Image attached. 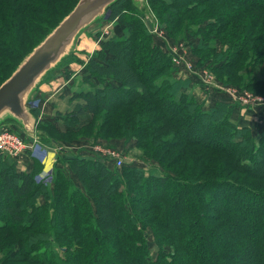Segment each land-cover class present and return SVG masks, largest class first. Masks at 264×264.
<instances>
[{"label":"trees","instance_id":"1","mask_svg":"<svg viewBox=\"0 0 264 264\" xmlns=\"http://www.w3.org/2000/svg\"><path fill=\"white\" fill-rule=\"evenodd\" d=\"M77 1L0 0V85ZM145 1L173 40L191 37L199 66L264 94V0ZM144 9L132 0L106 8L123 32L87 64L102 86L89 82L85 105L63 125L37 124L45 147H62L52 181L0 154V264H264V126L234 120L235 102L200 103L136 17ZM197 122L204 130L194 138ZM53 134L81 148V138L134 140L159 174L116 168Z\"/></svg>","mask_w":264,"mask_h":264},{"label":"rangeland","instance_id":"2","mask_svg":"<svg viewBox=\"0 0 264 264\" xmlns=\"http://www.w3.org/2000/svg\"><path fill=\"white\" fill-rule=\"evenodd\" d=\"M143 1V7L145 9L141 14L142 17H136L139 21L142 22L143 26H145V29L148 30L154 43L158 45L163 50V52H165L169 57H171V61L175 66V72L177 74V77L182 80L190 79L192 80V85H195L196 88H199L197 91L201 92V96H199V99H196H198L200 103L206 105L207 101L209 100V96H212L215 101L218 100V96L222 98L226 96L227 99H230V102H235V98H243L247 94L254 97V99L259 100V98L257 97H261L264 99V94L257 95L253 90L251 91L249 89H241L235 85L228 84V82H226V80L224 79V75V77L220 76V80L211 69H208L204 66H199L197 63L198 57H196L193 52V47H195L196 45L192 41L191 37H186L184 35V38L182 37L180 39H177V41L173 40V37L170 36L171 34L167 31V29L163 27V25H161V22L158 20L157 16L153 14L152 10H149V8H147V1ZM62 7L63 6L60 4V9ZM104 14V16L102 15L103 17L88 25L84 30L81 31V33L76 36L73 43V47L70 52V56L68 58L69 63L61 65V67L58 68V71L55 72L54 78L40 83H46L50 85L52 84L53 91L51 90L50 94H52L53 96L48 98L50 95L49 93H47L48 95H41L38 93L37 89H34V92L30 95L27 104L29 105L30 109H33L36 112L37 124H43L48 122L51 127H59L63 125V121L61 118L66 117L68 114H72L74 111H76L75 109H77L79 106L85 105L82 99V95L87 93V91L94 90L93 87L95 86H102V84L99 83L96 78L90 77L89 71L86 68L87 64L90 62V60H92L91 58L94 53L100 52V49L102 48V42L110 40L114 38V36H121L123 32V25L120 23V20L118 18L112 20L110 19L109 14L107 12ZM57 17L58 15H56V18ZM37 32L38 31H32V35L29 39L30 43L34 41L33 39L37 35ZM172 55L178 56L180 57V60L188 62L192 68V72L194 73L185 74L184 71H187L185 70L183 64L181 62V64L175 62ZM96 61L98 60L96 59ZM5 68H7V66L1 69L2 72L0 73V75L3 73V70L5 72ZM196 73L200 75V78L193 76ZM89 82L92 83L93 87L90 86ZM214 96L216 98H214ZM238 104L240 106H237L238 109L236 110L235 117L238 116L240 113L242 115L240 119L255 114L256 111L259 110L258 108H262V106H264L263 101L256 102L255 106H250L251 104ZM82 118L88 119L89 117L83 115ZM255 121L256 124H254L253 122L251 123H253L255 125L253 126L257 128L258 126H260L259 124L261 123V119H256ZM97 123L98 121H96V124ZM20 127L21 126L18 122L10 118H4L3 121L0 123V133H2L3 131L12 132L11 130L17 132L20 131ZM203 130L204 128L201 127V125L197 122L193 126V130H191L190 132L191 136L196 138L197 136H200L203 133ZM53 136L57 139L60 145L62 144L66 147H69L74 152L88 151L90 154L97 157L100 153L95 151V149L98 147L101 148V152L108 150L114 151L115 153L119 152L120 155L126 160L127 165L130 164L129 160L134 159L136 160V162L134 163H136L137 166H141L144 169L145 173L159 174V168L150 161L151 159L149 161H144L141 150L137 149L133 144L134 140L129 144V142L124 143L122 140L114 141L112 139L103 138L104 136H102L101 139L81 138L83 142H81L80 144L81 146L86 148L83 149L75 145L77 144V140L66 142L68 140L65 141V138L67 137L65 135L59 136L53 134ZM0 154H5L16 160L20 155H24L27 153H21L18 157L10 156L5 152H0ZM9 197V193L6 192L3 196V199L9 201ZM0 201L1 206L3 200L0 199ZM151 247L153 248V245H151Z\"/></svg>","mask_w":264,"mask_h":264},{"label":"water","instance_id":"3","mask_svg":"<svg viewBox=\"0 0 264 264\" xmlns=\"http://www.w3.org/2000/svg\"><path fill=\"white\" fill-rule=\"evenodd\" d=\"M115 0H78L73 9L27 55L15 71L0 85V123L4 118L18 122L29 136L39 135L37 119L27 107L30 95L44 74L53 69L72 49L76 36L99 20ZM142 9L143 0H132Z\"/></svg>","mask_w":264,"mask_h":264},{"label":"built area","instance_id":"4","mask_svg":"<svg viewBox=\"0 0 264 264\" xmlns=\"http://www.w3.org/2000/svg\"><path fill=\"white\" fill-rule=\"evenodd\" d=\"M173 59L175 60V62H177L179 64L182 63L186 71L192 72V68L188 62H186L184 60H180V57L175 56V55L173 56ZM257 98H259V100L254 99V97L247 94L245 97L239 98V99L235 98V100H236V102L240 103L241 105L251 104L250 106H255L256 102H260V101L264 102L263 98H261V97H257ZM61 149H62V147L53 146L52 150L55 153H57ZM69 150H70V148H69ZM49 151H50V147H47V146L45 147L41 143L37 134L29 136V140L26 141L19 134H15V133H12L9 131L8 132L3 131L2 133H0V152H2V153L5 152L10 156L18 157L19 154L24 153V152H28V153H31L32 156L39 158V159H42ZM95 151L100 153V154H98L99 158L112 162L114 167H116V168L127 165L126 160L120 155L119 152L115 153L114 151H109V150L101 152V148H99V147L96 148ZM134 162H136V160H134V159L129 160V163H130L129 165H133ZM52 178H53L52 170L49 169V170H47V172L39 173L36 177V180L38 182L48 184L52 181Z\"/></svg>","mask_w":264,"mask_h":264},{"label":"crops","instance_id":"5","mask_svg":"<svg viewBox=\"0 0 264 264\" xmlns=\"http://www.w3.org/2000/svg\"><path fill=\"white\" fill-rule=\"evenodd\" d=\"M72 46H73V44H72ZM184 73L185 74H187V73L192 74L194 72H191V71L185 72L184 71ZM193 76L200 78V75H198L197 73L194 74ZM191 82H192V80H191ZM36 89H37L39 94L48 95L47 93L50 94L51 90L53 91V86H52V84L50 85V84L44 83V84H40L39 86H37ZM198 89L199 88H196L195 85H193L188 90L191 91L194 94L195 98L199 99V96H201V92L200 91L198 92L197 91ZM51 96H53V95L50 94L48 98H50ZM214 98H216V97L214 96ZM224 98L219 97V96L217 97L218 100L230 101L229 98H228L229 100L227 99V97L225 99ZM213 101H215L213 99V97L209 96V100L207 101L206 105L211 104ZM235 103H237V102L235 101ZM258 109H259L258 110L259 112L256 111L255 114H252L251 116L243 118V119L242 118L240 119V117L242 115L239 113L238 116H236V117L234 116V120H237V121H239L240 123H243V124L254 125V124H256V121H255L256 119H258V120L261 119V123H264V106H262V108H258ZM251 122H253L254 124L251 123ZM261 123L259 125L260 126H264V124H261ZM260 126H258V127H260ZM52 149H53V147L50 148V151L42 159H39V158H36V157L32 156L31 153L30 154H24V155L22 154V155H20L16 159V162L18 163V169H22L24 171H30V170H33L34 168H36V169L40 170V173L47 172V170H49V169L52 170V168L54 166V163H55L53 160L55 159V154H56ZM83 149H86V148L83 147ZM87 152L88 151H84V152H81V153L82 154H86Z\"/></svg>","mask_w":264,"mask_h":264}]
</instances>
